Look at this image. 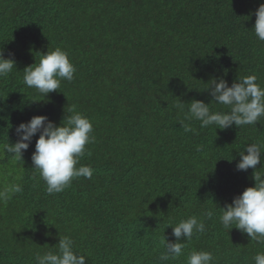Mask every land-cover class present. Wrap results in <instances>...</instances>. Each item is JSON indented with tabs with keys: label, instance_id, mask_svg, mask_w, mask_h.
<instances>
[{
	"label": "trees",
	"instance_id": "16d2710c",
	"mask_svg": "<svg viewBox=\"0 0 264 264\" xmlns=\"http://www.w3.org/2000/svg\"><path fill=\"white\" fill-rule=\"evenodd\" d=\"M261 3L0 0V49L16 61L0 78V144L14 143L16 126L33 115L60 124L73 107L92 121L95 137L77 165L91 166L92 178L52 195L32 168L39 134L24 161L0 159V186L23 176V192L0 205V264H36L35 254L55 250L65 235L86 264H186L192 250L211 252L212 264H255L264 244L235 227L228 231L219 216L255 183L254 169L238 171L236 164L245 145L264 144V119L216 131L186 121L195 134L183 130L174 105L181 100L187 111L198 99L228 111L203 90L211 78L231 85L255 74L264 87V41L253 30ZM56 47L76 71L44 97L23 83V70ZM262 164L257 171L264 172ZM208 209L216 215L205 221L206 231L185 242L179 259L160 262V241L175 239L169 223Z\"/></svg>",
	"mask_w": 264,
	"mask_h": 264
},
{
	"label": "clouds",
	"instance_id": "9594fccd",
	"mask_svg": "<svg viewBox=\"0 0 264 264\" xmlns=\"http://www.w3.org/2000/svg\"><path fill=\"white\" fill-rule=\"evenodd\" d=\"M255 17L254 33L260 41H264V3L255 10ZM14 69H16L14 53L6 58L3 49H0V78L8 77ZM75 71L76 68L70 61L67 51L56 47L42 54L39 62L24 68L23 83L46 97L60 89L62 80L72 81ZM257 80L255 74H249L229 85L222 77L211 78L203 90L208 91L212 97L211 101L226 106L228 111H213L209 107V102L198 99L188 102L185 111V102L180 100L174 105L178 114L183 113L178 122L185 132L195 134H198L197 130L186 121H199L201 129L214 125L215 131L217 128L223 130L233 125L238 128L256 126L257 121L261 122L264 119V87ZM68 113L60 124L50 120L47 115H33L28 121H22L16 126L18 138L14 143L0 144V159L10 157V163L14 165L21 160L24 161V153L28 150L33 137L39 134L31 155V163L32 168L46 184V192L49 195L62 192L74 179L80 177L91 179L94 172L91 166H77L87 151L86 145L95 139L92 135V121L83 113L76 111L75 107L68 109ZM196 150L202 151L203 146L197 145ZM239 156L237 170L254 169L255 183L235 196L231 203L220 207L222 212L219 221L228 231L235 227L250 240L264 244V172L257 171L256 167L264 161V144L255 142L247 144L239 152ZM22 179V174H18L13 181L0 186V205L6 206L16 194L23 192V185L20 182ZM215 215L214 210L208 209L200 218L190 216L180 220L175 226L169 223L175 239L168 240L164 236L160 241L163 251L159 254V261L176 260L184 255L185 242H190L194 235L204 233L205 221ZM56 246L55 250L37 252L34 256L36 264H86V255L76 250L75 242L70 236H59ZM213 259V254L209 251L192 250L186 256V264H212ZM253 259L255 264H264V252H257Z\"/></svg>",
	"mask_w": 264,
	"mask_h": 264
},
{
	"label": "rangeland",
	"instance_id": "374dc122",
	"mask_svg": "<svg viewBox=\"0 0 264 264\" xmlns=\"http://www.w3.org/2000/svg\"><path fill=\"white\" fill-rule=\"evenodd\" d=\"M9 175H14V169L13 168L10 169V174L8 173L6 175V179L9 177ZM0 181L4 182V179L0 178Z\"/></svg>",
	"mask_w": 264,
	"mask_h": 264
}]
</instances>
